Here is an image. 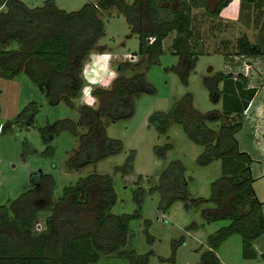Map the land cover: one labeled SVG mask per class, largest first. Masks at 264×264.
Returning <instances> with one entry per match:
<instances>
[{"label":"trees","instance_id":"trees-1","mask_svg":"<svg viewBox=\"0 0 264 264\" xmlns=\"http://www.w3.org/2000/svg\"><path fill=\"white\" fill-rule=\"evenodd\" d=\"M208 1L94 0L68 13L58 9L53 0L32 9L19 0H0V10H4L0 11V77L12 79L26 74L43 90L50 105L63 101L74 109L83 85L82 63L104 36L101 14L115 10L123 16L131 34L138 39L137 54L143 61L121 65L119 78L111 89L97 88L92 92L99 101L96 109L83 105L76 122L64 119L54 125L56 133L68 131L79 138V147L68 161V169L78 172L122 153L121 142L107 138L105 127L130 118L136 99L154 93L145 81L144 70L157 64L162 42L171 33L175 34L172 54L179 61L176 72L186 85L187 74L203 55L198 50L201 40L193 26L192 10L203 8L208 16L217 17L232 0H220L213 13L209 11ZM240 1L257 7L264 3V0ZM12 44L16 45L15 49L10 48ZM236 48L238 56L244 58L264 54L261 45H252L245 37L237 41ZM125 72L133 74L125 78ZM219 84H222L221 90ZM206 86L213 101H221L220 112L198 113L187 95L168 112L152 114L147 121L148 128L158 136H166L170 125L177 124L190 142L202 147L197 158L199 166L221 162V176L211 185L210 202L215 209L206 212L204 217L207 222L227 221L228 225L207 238L208 250L201 253L197 264H222L217 251L232 236L242 240V257L255 259L258 254L254 242L264 235L263 204L253 190L252 159L238 149L236 135L259 88L250 86L244 75L223 74H218ZM25 115L22 113L23 118ZM169 148L167 143L155 147L154 151L162 158ZM132 160L131 156L123 174L132 172ZM149 191L159 193L158 210L162 213L178 201L186 208L187 202L193 206L205 202L190 201L179 164H171L160 176L158 185ZM51 195V178L40 176L36 187L9 207H0V264H96L103 255L117 253L130 264L137 258L140 264H146L148 254L136 256L135 252L125 250L133 217L111 214L116 195L110 176L93 173L64 188L57 200ZM224 208L228 211L222 213ZM49 210L44 229L34 231L35 222ZM260 257L264 264V253Z\"/></svg>","mask_w":264,"mask_h":264},{"label":"rangeland","instance_id":"rangeland-1","mask_svg":"<svg viewBox=\"0 0 264 264\" xmlns=\"http://www.w3.org/2000/svg\"><path fill=\"white\" fill-rule=\"evenodd\" d=\"M20 1L32 9L42 7L46 0ZM53 1L58 9L68 13L94 2ZM219 1H208L210 13L216 10ZM233 1L217 17L208 16L203 8L192 10L193 26L201 40L198 50L203 55L198 57L187 74L186 85L176 72L179 61L171 50L175 34L171 33L163 40L157 64L144 70L145 81L154 93L143 94L136 99L130 118L105 127L107 138L121 142L122 153L78 172L68 169V161L79 147V138L68 131L56 133L54 125L64 119L77 121L79 108L85 105L81 102V91L74 101V109L68 108L63 101L52 106L46 101L43 90L33 84L26 74L12 79L0 77V207H9L21 195L36 187L40 176L51 178V198L57 200L64 188L74 186L79 179L93 173L107 175L112 178L116 195L111 214L133 217L129 222L127 252H135L136 256L148 254L146 264H197L201 253L208 250L207 238L228 225L227 221L207 222L204 217L206 212L215 209L210 202L211 185L221 176V162L199 166L197 158L203 149L188 140L181 126L171 124L166 136H158L148 128L147 121L156 112H168L175 102L187 95L194 110L202 115L221 111V101H213L206 83H213L218 74L236 76L242 67H231L229 62L234 57L239 58L236 43L240 38L245 37L252 45L264 41V3L257 7L243 5L240 0L232 4ZM101 16L104 36L90 52L113 53L111 66L117 72L121 65H136L143 61L137 54L138 39L131 34L123 16L115 10ZM10 48L15 49L16 45L12 44ZM88 56L82 63L81 71L89 75L100 74L98 66L84 68L89 63ZM132 74L125 72L124 77L129 78ZM81 80L84 85L85 81ZM221 87L219 84L218 89L221 90ZM97 88L100 87L94 90ZM98 106L99 101L91 108ZM22 113L26 114L24 118ZM167 143L170 148L165 156H157L154 148ZM131 156L132 172L123 174ZM171 164L182 167L190 201L199 199L205 200L204 203L193 206L192 202H187L186 208L183 202L178 201L165 213L158 210L159 193L149 190L158 185L160 176ZM227 211L224 208L222 213ZM48 215L50 210L41 214L34 224V231L44 229V219ZM217 256L222 264H263L260 255L257 259L242 257L239 236H232L222 243ZM96 264L130 262L117 253L103 255ZM132 264H140L139 259Z\"/></svg>","mask_w":264,"mask_h":264},{"label":"crops","instance_id":"crops-1","mask_svg":"<svg viewBox=\"0 0 264 264\" xmlns=\"http://www.w3.org/2000/svg\"><path fill=\"white\" fill-rule=\"evenodd\" d=\"M234 2L236 0L232 4ZM259 45L262 46L264 53V41ZM239 58L241 60H238ZM239 58L234 57L231 59L232 61L229 62L231 67H242L238 69L239 71L236 75L246 76L249 85L258 87L259 90L249 109L244 114L242 128L236 135V140L238 149L248 154L252 159L250 174L254 179L253 190L257 200L263 204L262 212L264 214V153L256 147L258 144L264 146V54L254 58L246 59V57L242 56H239ZM263 236L254 242V250L258 256L264 253Z\"/></svg>","mask_w":264,"mask_h":264},{"label":"clouds","instance_id":"clouds-1","mask_svg":"<svg viewBox=\"0 0 264 264\" xmlns=\"http://www.w3.org/2000/svg\"><path fill=\"white\" fill-rule=\"evenodd\" d=\"M113 53L105 52H90L88 56L89 63L84 65L87 69L91 67H99L101 69L98 75H89L86 71H81V78L85 81L81 88V102L88 107H93L98 103V97L92 95L96 87L108 89L111 84L119 78V73L111 66ZM260 114V113H258ZM258 150L264 153V146L256 145Z\"/></svg>","mask_w":264,"mask_h":264},{"label":"built area","instance_id":"built-area-1","mask_svg":"<svg viewBox=\"0 0 264 264\" xmlns=\"http://www.w3.org/2000/svg\"><path fill=\"white\" fill-rule=\"evenodd\" d=\"M150 42H151V40H150Z\"/></svg>","mask_w":264,"mask_h":264},{"label":"water","instance_id":"water-1","mask_svg":"<svg viewBox=\"0 0 264 264\" xmlns=\"http://www.w3.org/2000/svg\"><path fill=\"white\" fill-rule=\"evenodd\" d=\"M211 71V70H210Z\"/></svg>","mask_w":264,"mask_h":264}]
</instances>
